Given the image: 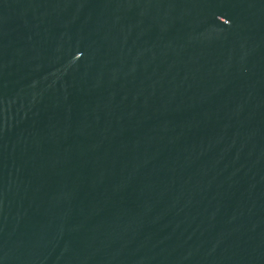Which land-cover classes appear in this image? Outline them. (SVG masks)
<instances>
[{
    "label": "water",
    "instance_id": "water-1",
    "mask_svg": "<svg viewBox=\"0 0 264 264\" xmlns=\"http://www.w3.org/2000/svg\"><path fill=\"white\" fill-rule=\"evenodd\" d=\"M0 264H264V0H0Z\"/></svg>",
    "mask_w": 264,
    "mask_h": 264
}]
</instances>
